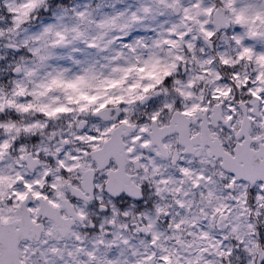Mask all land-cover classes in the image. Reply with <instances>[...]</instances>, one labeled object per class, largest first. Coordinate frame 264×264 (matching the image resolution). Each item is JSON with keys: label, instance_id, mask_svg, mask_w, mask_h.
<instances>
[{"label": "snow or ice", "instance_id": "1", "mask_svg": "<svg viewBox=\"0 0 264 264\" xmlns=\"http://www.w3.org/2000/svg\"><path fill=\"white\" fill-rule=\"evenodd\" d=\"M0 22V264H264V0Z\"/></svg>", "mask_w": 264, "mask_h": 264}, {"label": "rangeland", "instance_id": "2", "mask_svg": "<svg viewBox=\"0 0 264 264\" xmlns=\"http://www.w3.org/2000/svg\"><path fill=\"white\" fill-rule=\"evenodd\" d=\"M78 4H84V3H91L93 5V7H95V5L97 3H101L104 5H107L109 3H115L117 8H124L127 7L128 5H132L133 7L136 4V0H119V2H117V0H77ZM104 12H110L112 11V9L110 7H103L101 9ZM168 17H161L160 19H166ZM170 19H174L170 18ZM3 23V22H0ZM149 35H152V33H148ZM4 42H0V56H4L5 60L0 61V82L3 83H7L8 78H9V73L2 71L3 69H6L8 67V63L11 61H14L17 59L16 55L13 53V51L11 49H7L3 46ZM219 44V46L222 48L224 47L223 41H218L217 42ZM155 104V103H154ZM141 112V106L139 109V113ZM9 115L12 117V119H18L19 117H17L14 114L9 113ZM34 118V117H33ZM26 140V138H22V141ZM32 142V141H29Z\"/></svg>", "mask_w": 264, "mask_h": 264}, {"label": "flooded vegetation", "instance_id": "3", "mask_svg": "<svg viewBox=\"0 0 264 264\" xmlns=\"http://www.w3.org/2000/svg\"><path fill=\"white\" fill-rule=\"evenodd\" d=\"M154 106H155L154 102H149L147 105L144 106V108L141 110V112L139 114L142 115L145 111L151 110V108L154 107ZM51 126L52 127H57V128L61 127L62 126V122L57 120ZM22 142H29V141L26 138V140H23Z\"/></svg>", "mask_w": 264, "mask_h": 264}, {"label": "clouds", "instance_id": "4", "mask_svg": "<svg viewBox=\"0 0 264 264\" xmlns=\"http://www.w3.org/2000/svg\"><path fill=\"white\" fill-rule=\"evenodd\" d=\"M48 3L52 6L55 5L56 0H48ZM72 4H78L77 0H68V5L71 6ZM47 15V13L43 14L39 19L33 21V24L39 26V24L41 23V21L43 20L44 16ZM145 35H149L148 33Z\"/></svg>", "mask_w": 264, "mask_h": 264}]
</instances>
